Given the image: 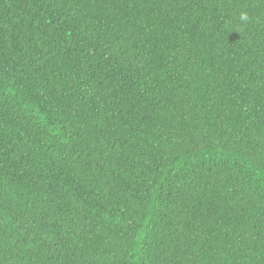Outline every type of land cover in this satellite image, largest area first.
Wrapping results in <instances>:
<instances>
[{
    "label": "trees",
    "instance_id": "1",
    "mask_svg": "<svg viewBox=\"0 0 264 264\" xmlns=\"http://www.w3.org/2000/svg\"><path fill=\"white\" fill-rule=\"evenodd\" d=\"M0 264H264V0H0Z\"/></svg>",
    "mask_w": 264,
    "mask_h": 264
},
{
    "label": "clouds",
    "instance_id": "2",
    "mask_svg": "<svg viewBox=\"0 0 264 264\" xmlns=\"http://www.w3.org/2000/svg\"><path fill=\"white\" fill-rule=\"evenodd\" d=\"M248 17H247V14L246 13H242L241 14V20H247Z\"/></svg>",
    "mask_w": 264,
    "mask_h": 264
}]
</instances>
